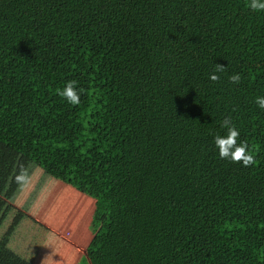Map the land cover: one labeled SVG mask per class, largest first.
I'll return each instance as SVG.
<instances>
[{
    "label": "trees",
    "instance_id": "trees-1",
    "mask_svg": "<svg viewBox=\"0 0 264 264\" xmlns=\"http://www.w3.org/2000/svg\"><path fill=\"white\" fill-rule=\"evenodd\" d=\"M249 4L0 0V147L86 199L63 240L89 220V264H264V11ZM225 118L254 165L219 156Z\"/></svg>",
    "mask_w": 264,
    "mask_h": 264
},
{
    "label": "crops",
    "instance_id": "crops-1",
    "mask_svg": "<svg viewBox=\"0 0 264 264\" xmlns=\"http://www.w3.org/2000/svg\"><path fill=\"white\" fill-rule=\"evenodd\" d=\"M3 148L0 147L1 153L9 152ZM24 162L26 167L35 168ZM6 166L0 161V264H80L87 261L83 249L88 245L85 234H91L89 220L80 223L74 243L69 245L63 240L69 232L72 236L77 227L68 211L69 191L63 192L64 186L57 183L61 192L37 194L34 192L37 179L28 176L24 185L30 189L22 188L16 181L21 174L19 168L13 170L14 179ZM86 202L83 196H78L82 207ZM64 228L66 232L63 233Z\"/></svg>",
    "mask_w": 264,
    "mask_h": 264
},
{
    "label": "clouds",
    "instance_id": "clouds-1",
    "mask_svg": "<svg viewBox=\"0 0 264 264\" xmlns=\"http://www.w3.org/2000/svg\"><path fill=\"white\" fill-rule=\"evenodd\" d=\"M249 7L253 11H264V0H250ZM225 71V66L217 64L215 72ZM211 74L209 79L212 81H218L219 76ZM232 83H240V74H233L229 77ZM70 104L77 105L80 103V92L77 90V82L69 81L66 83L64 89L59 93ZM256 104L261 109H264V97H257ZM222 126L227 129V133L224 136L217 135L215 137V146L218 149L219 156L222 159H230L235 163H242L245 167H249L255 164L254 156L248 151L247 142L237 143L240 132L232 124L229 118H225L222 122ZM18 182H24L26 180V173L21 171V174L16 177Z\"/></svg>",
    "mask_w": 264,
    "mask_h": 264
},
{
    "label": "rangeland",
    "instance_id": "rangeland-1",
    "mask_svg": "<svg viewBox=\"0 0 264 264\" xmlns=\"http://www.w3.org/2000/svg\"><path fill=\"white\" fill-rule=\"evenodd\" d=\"M11 155L4 153V152L3 153L0 152V161L3 162V166L7 165L11 169L12 176L14 179H15V175H14L13 170L16 166L19 165V170L20 171L23 170L26 173V180H27L28 176L29 177L31 176L32 178L37 179L36 187L34 188L35 193H37V194H44V193L55 194L57 192H61V190L57 187V183L58 184H61V183L56 181V179L49 178L48 176H46V173H44L43 171H41L37 167H35V168H33L32 166H29L30 168L26 167L27 166L26 162H24L22 160H18L17 156H13V155L11 156ZM4 170H6V169H4ZM16 181H17V179H16ZM24 182H18L19 186L22 188L28 187L30 189V187L27 184L24 185ZM63 186H64V189H62V191L63 192L69 191V193H70L67 202H68V206H69L68 211H70L71 218H72V215L75 213L77 207L79 206L78 205V199H77L75 193L70 192L71 188H69V186H67L66 184H64ZM41 197L44 199V196H41ZM76 229L78 231L77 227H76ZM64 232H66L65 228L63 229V233ZM67 234L69 236V235H71V232H69ZM65 239L68 240L69 238H67V236H66ZM80 264H88V262L82 261Z\"/></svg>",
    "mask_w": 264,
    "mask_h": 264
}]
</instances>
